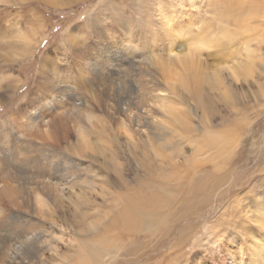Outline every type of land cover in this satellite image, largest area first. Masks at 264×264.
I'll use <instances>...</instances> for the list:
<instances>
[{"label": "rangeland", "instance_id": "374dc122", "mask_svg": "<svg viewBox=\"0 0 264 264\" xmlns=\"http://www.w3.org/2000/svg\"><path fill=\"white\" fill-rule=\"evenodd\" d=\"M207 1H0V156L8 158L12 137L25 140L20 131L24 112L37 109L38 98L50 87L40 84L51 79L63 91L65 108L78 104L83 120L78 122L73 112L69 117L79 127L96 123V130L102 129L97 149L83 157L66 151L77 136L75 123H68L69 135L63 133L57 149L76 156L80 167L68 165L66 171L75 172L71 185L46 191L56 193L54 199L42 194L50 218L39 213L30 220L46 246L33 254L31 264H250V234L264 242V226L253 218L257 203L264 210V0H243L239 7L260 11L251 26L258 22L261 32L248 41L256 71L231 84V97L204 87L199 100L195 89L183 86L179 99V93L163 90L144 60L152 36L164 37L160 5L174 13L171 21L190 23L192 33L207 29L212 35L208 25L214 36L225 31L230 47L239 50L245 39L234 32L241 29L234 6ZM16 34L27 49L14 57L9 48ZM217 48H204L201 58L211 61ZM99 75L108 76L112 89L96 82ZM157 98L170 99L187 125L156 113ZM54 115L50 111L48 117ZM208 130L229 134L228 149L209 146L204 141ZM50 141L45 143L57 145ZM50 156H41L44 164ZM30 164L15 163L22 170H30ZM133 199L141 220L125 225L120 212ZM0 203V220L7 218L0 231L12 238L8 222L17 207L11 209L6 199ZM22 214L12 228L26 224L29 218Z\"/></svg>", "mask_w": 264, "mask_h": 264}, {"label": "bare ground", "instance_id": "6f19581e", "mask_svg": "<svg viewBox=\"0 0 264 264\" xmlns=\"http://www.w3.org/2000/svg\"><path fill=\"white\" fill-rule=\"evenodd\" d=\"M222 1L226 4V7L234 6V10H236V13H234L235 11L232 12L236 14L235 21L241 24L240 25L241 29L239 31H234L236 32L235 34L239 32L238 34H240L241 37L245 39L240 43L242 44V47L239 46V48L241 47L239 50L237 49L235 50L233 47H230V42L228 41L227 38L228 35L225 34L226 33L225 31H223L219 35L214 36L213 30L208 25V28L212 35H210L207 29L206 30L200 29L192 33L190 23L188 22L180 23L179 21L178 22L171 21V19L169 18H171L174 15V13H171L170 11H166L163 5L159 6V10H160L159 14L160 15L162 14L163 17L165 18V20L163 19L164 21H162V30L164 31V35H163L164 37L152 36V38L154 37V39L151 41L150 44H147V46L145 47V49H148L149 51L148 57H146L148 60L147 59L144 60L149 65V67L148 65L147 67L152 69V71L150 72H153L152 75L155 77L154 79L157 80L161 79L163 83L162 88L164 91L166 90L168 91V93L175 94V96L179 93V99H181L182 94H180V92L182 91L179 92V90L181 88H184L183 86H186L187 88L195 89L198 92L197 94L200 100V97L203 94L200 92V89L202 90L203 88V90L205 91L204 87H207L210 90H215V92L217 91L220 97L227 98L228 96H230V93L233 90V88L231 87L232 83H235L238 80H245L249 78V76H252L253 73L256 71L257 60L256 61L254 60L255 53L253 54V52L250 51L251 48H249L250 46L248 47L249 44L248 41L250 38H252V35L256 36L261 32V30H258V27L256 25L258 22H256L255 25L252 24L251 26V21L258 19V16L260 15L259 14L260 11L250 10V9H246L244 11L241 10L239 7L243 6L242 3L243 0H231L233 2L231 1L228 2V0H222ZM230 12L231 11H229V14L231 15ZM225 13L227 12L225 11ZM224 25H226V20H224ZM251 29H253V32L250 31ZM240 35L239 36L235 35V36L241 39ZM253 39H251V41ZM157 41H160L161 44H157ZM179 41H181L180 44ZM237 46L238 45H236V47ZM209 47L211 48L220 47V48H217V51L219 50L218 52H215L213 50L216 54L215 56H212L213 59L211 61L208 60L205 61L204 59L201 58L202 56L200 54L202 53V50L204 48L209 49ZM21 49L24 50L27 49L26 43L24 42V40L20 35L16 34L13 47L9 48V53L15 57L20 54L19 52L21 51ZM140 69H141V65H140ZM136 73H140V72H136ZM141 73H143V71ZM99 76L100 78L96 82H99L103 88L112 89V86L109 83L110 82L108 78L109 74L106 77L103 75H99ZM139 77L141 76L139 75ZM120 81L122 80L120 79ZM40 85L50 86V87L49 89L46 88L47 92L43 94L42 98H38L37 109L32 107L28 111L24 112L23 115L24 121L22 122V129L20 131L22 137L25 140L23 142H18L16 138L12 137L9 140V144L11 145V148L8 149L9 153L6 152L8 158H6L4 154L3 155L1 154L0 156V178H1L0 202H3V199H6V201L9 202L10 205H12L11 209H15L17 207L15 209L16 212L10 216L8 222V225H10L9 227V229L11 230L10 232H13L12 238H9L6 234L3 235V233L0 231V262L2 263L31 264L33 262V259H35L32 258V256H35L33 254L38 252L40 249H44V246H46V244L42 241L43 239L41 240V236L37 235L36 227H31L32 222L30 220L32 218L38 219L37 215H39V213H41L46 218H50L51 212L49 211V209L45 208L46 204L44 203V198L42 194L54 199V197H56L55 196L56 193L54 192L50 193L46 191H50L52 189L59 190L58 188L60 186L62 185L68 186L71 185V183L73 182L71 179L74 177L73 173L75 172L66 171V169L68 165H73L74 167L79 168L80 161L76 156L66 154L65 153L66 151L71 150L70 152L67 153H75L79 156L88 157L92 155L91 152H94V149L100 144L99 140L102 133L100 131L102 129L99 130L100 128H98L96 130L97 128L96 126L98 124L95 123L96 126H90L89 124L88 125L89 127L87 128L79 127L80 123L76 124L77 121L72 120L74 118L69 117V114L73 112L75 113V119L77 118L78 120L80 118L79 119L80 121L83 120L81 114L82 112H80V110L77 108L78 104H73L72 108H68V109L65 108L64 104L60 101L62 100L61 96H63V91L62 89L54 86V82L52 81V79L48 81V83L45 84L41 83ZM94 85H96L95 82ZM117 90L115 92H117ZM155 90L156 88L153 91ZM260 93L261 92H259V94ZM262 94L264 93L262 92ZM155 100L156 102H154V100L152 101L156 103V108H157L156 113L160 112L165 118L171 121H175V123L179 125H183V124L187 125L186 121H184L182 117L178 114L176 108L171 105L170 99L157 98ZM224 100H226L225 102H228L227 99ZM50 111L54 112L55 114L54 116L51 117L52 119L48 117ZM151 111H155V109ZM137 112L141 114V112L139 111ZM116 113L118 114V111ZM131 114L133 115V113ZM117 121L114 123L117 124ZM69 122L75 123L73 129L75 131L77 130V136H76V141L70 144L71 145L70 148L64 151L65 156H63V154L60 153L61 151H59L57 147L60 148L61 146L60 145L61 143L59 141L62 139V136H64L63 133L65 135H69L68 134L70 129L69 127L70 125L68 124ZM157 123L160 124L158 121ZM43 125L48 126L49 130L47 129L39 130V128H41ZM83 125L85 126V123ZM150 130L152 131V128ZM204 139H205L204 141L209 146L220 148L221 152L226 148L228 149L230 142H232L230 141L231 136L229 134L227 133L215 134L212 132L210 134L209 130L208 133L204 136ZM45 140L56 141L57 145H53L51 141L50 142L52 145L50 143H45ZM18 152L19 154H17ZM34 153L40 154V156L34 155ZM52 153L54 154V156L48 157L51 162L49 164H44L45 163L44 159L46 157L42 158L41 156L43 154L52 155ZM29 154H33L34 156L25 157L24 160L22 159V156H29ZM18 155L21 156L19 157ZM17 161L18 162L32 161V164L29 165L30 170H22L21 167H16L15 163ZM136 202H138V200L135 199L131 200L128 204H126L123 207V209L120 212V218L122 219V222L125 225H135L140 223L141 218L139 217V215H141V210L138 209ZM257 207L260 209H258V211H256L253 214V218L257 222L258 226H264V210L262 208V204L260 202L257 203ZM22 212L25 213V217L29 218L28 221L26 222V224L22 225L21 229L12 228L11 224H13L15 219L19 220V218L23 217ZM6 219L0 220L1 221L0 229H2V227L5 228V226H7ZM4 224L5 226H3ZM250 235H251L250 237L251 242L248 243V246L252 248V250L249 251L251 253L250 264H264V242H262L258 237H254L252 233Z\"/></svg>", "mask_w": 264, "mask_h": 264}]
</instances>
